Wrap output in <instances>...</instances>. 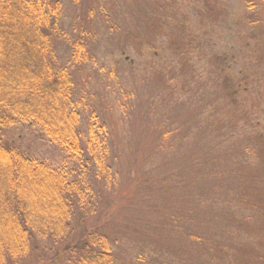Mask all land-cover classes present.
Returning a JSON list of instances; mask_svg holds the SVG:
<instances>
[{"label":"rangeland","instance_id":"obj_1","mask_svg":"<svg viewBox=\"0 0 264 264\" xmlns=\"http://www.w3.org/2000/svg\"><path fill=\"white\" fill-rule=\"evenodd\" d=\"M58 1L53 63L71 74L80 134L87 140L92 127L96 146L104 141L112 172L97 178L33 121L17 119L5 141L78 183L96 205L88 224L115 240L116 264H264V172L251 196L227 169L234 150L248 145V160L264 144L249 145L264 140L260 0ZM82 30L75 60L70 40ZM215 57L244 122L222 108ZM150 203L158 214L144 212ZM42 247L36 260L52 256Z\"/></svg>","mask_w":264,"mask_h":264},{"label":"trees","instance_id":"obj_2","mask_svg":"<svg viewBox=\"0 0 264 264\" xmlns=\"http://www.w3.org/2000/svg\"><path fill=\"white\" fill-rule=\"evenodd\" d=\"M34 1L0 0V264H116L115 240L103 225L88 224L86 210L93 213L96 205L91 198L85 199L78 183L70 181L68 174L28 159L4 139V132L17 119L33 121L68 155L80 159L86 169H94L97 178L107 182L112 172L104 141L96 146L92 127L87 140L80 134L79 115L72 106L71 74L53 63L51 38L58 30L61 4ZM260 3L264 8V0ZM84 39L87 33L82 30L70 40L75 60L84 50ZM215 63L222 76V108L229 106L231 114L243 121L237 112L239 91L226 74L224 58L215 57ZM165 88H170L167 83ZM262 139L255 137L250 147ZM249 152L247 160L248 145L242 156L234 150L227 161L232 167L227 169L238 172L236 182L255 196L259 190L252 184H259L264 172V144ZM256 160L261 170H256ZM259 204L264 208V197ZM144 212L158 214L159 205L147 204ZM44 243L52 256L36 260ZM260 261L264 262V256Z\"/></svg>","mask_w":264,"mask_h":264}]
</instances>
